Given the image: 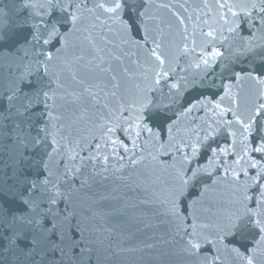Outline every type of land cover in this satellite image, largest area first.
Segmentation results:
<instances>
[{
  "label": "snow or ice",
  "instance_id": "snow-or-ice-1",
  "mask_svg": "<svg viewBox=\"0 0 264 264\" xmlns=\"http://www.w3.org/2000/svg\"><path fill=\"white\" fill-rule=\"evenodd\" d=\"M188 7H0V261L117 264L137 249L110 183L150 175L183 264H264V0Z\"/></svg>",
  "mask_w": 264,
  "mask_h": 264
},
{
  "label": "water",
  "instance_id": "water-1",
  "mask_svg": "<svg viewBox=\"0 0 264 264\" xmlns=\"http://www.w3.org/2000/svg\"><path fill=\"white\" fill-rule=\"evenodd\" d=\"M10 0H0V7H3ZM156 3H171V4H185L188 7L189 15L193 12V7L200 3V0H156ZM159 19L160 31L157 33L158 37L168 45L172 39V34L175 32V18L172 12L177 11L173 8H160L155 10ZM183 11V10H181ZM160 20L164 23L160 24ZM172 24L173 28L170 30L168 25ZM156 24L153 28H156ZM2 71L7 72V69ZM154 180L152 176H141L138 182L141 184L140 190L129 191L120 187V181H112L110 188H116L117 192L126 193L124 201L127 204V213L125 219L129 221L127 231L130 233V238L126 239L123 247L137 249L134 252H126L121 255L117 264H183L182 257L179 255V238L175 233V222L170 221L162 215L154 214L157 206L155 204H142L140 201L145 199L143 187L151 185ZM86 197V194L82 193ZM90 201L85 198L84 207L90 206ZM87 222V221H86ZM152 245L151 248L144 247V245ZM207 251L202 255H208ZM0 264H7V259L0 261Z\"/></svg>",
  "mask_w": 264,
  "mask_h": 264
}]
</instances>
